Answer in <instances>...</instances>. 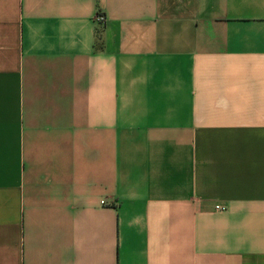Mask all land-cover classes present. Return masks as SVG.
<instances>
[{
	"label": "crops",
	"instance_id": "0c3cea01",
	"mask_svg": "<svg viewBox=\"0 0 264 264\" xmlns=\"http://www.w3.org/2000/svg\"><path fill=\"white\" fill-rule=\"evenodd\" d=\"M0 264H264V0H0Z\"/></svg>",
	"mask_w": 264,
	"mask_h": 264
},
{
	"label": "built area",
	"instance_id": "2783aa9c",
	"mask_svg": "<svg viewBox=\"0 0 264 264\" xmlns=\"http://www.w3.org/2000/svg\"><path fill=\"white\" fill-rule=\"evenodd\" d=\"M96 21L98 22V23H101V24H104L105 22H106V15L104 14V13H102V12H98L97 14H96ZM102 203H104V201L102 200ZM216 208L217 209H219V210H224L225 209V207L224 206H222V205H216Z\"/></svg>",
	"mask_w": 264,
	"mask_h": 264
}]
</instances>
